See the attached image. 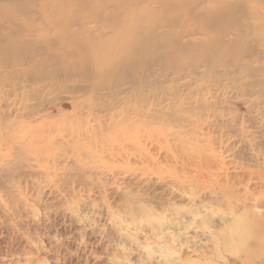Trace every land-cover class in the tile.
Masks as SVG:
<instances>
[{
  "label": "rangeland",
  "instance_id": "374dc122",
  "mask_svg": "<svg viewBox=\"0 0 264 264\" xmlns=\"http://www.w3.org/2000/svg\"><path fill=\"white\" fill-rule=\"evenodd\" d=\"M70 1L0 0V264H264V0H195L232 8L203 29L211 15ZM59 2L121 16L60 31L38 12ZM85 41L87 80L53 56Z\"/></svg>",
  "mask_w": 264,
  "mask_h": 264
},
{
  "label": "bare ground",
  "instance_id": "6f19581e",
  "mask_svg": "<svg viewBox=\"0 0 264 264\" xmlns=\"http://www.w3.org/2000/svg\"><path fill=\"white\" fill-rule=\"evenodd\" d=\"M59 1H62V0H59ZM80 1L81 0H71L70 4L71 5H78V4H80ZM87 1L88 0H86V3H87ZM150 2H154V3H156V5L151 6ZM195 2H196L195 0H133L130 3L129 7H132L130 11H131V14H133L141 6L145 12H150L149 16H154L156 14H159L160 12H163V9L165 8L166 11L170 12L171 15H173L174 17H177L178 19L185 17L189 20H191V18H197V20H198V19H200V17L209 18L211 15L212 17L207 22H205V26L200 25L201 28H199V29H203L207 26H210L212 24L210 21L214 22L215 20H218L220 18L222 19V18H225V17L232 15V11H231L232 8H229V5L227 6L223 2H219L211 10L209 7L208 11L195 13V12H193V6H194ZM49 6H52V7L49 8L50 9L49 11H46ZM66 6H67L66 4H61L60 2L58 4L49 3L47 5H44L43 6L44 9H40L38 11L39 13L42 12L41 13V20H43L45 23H47V26L56 28L60 31H63L62 27H64L65 29L68 30L71 26L78 25V30H83L85 32H88L90 34L95 35L97 32V29H95L93 27H89L91 25V21H97L101 24H108L111 22L113 23L114 21H118V18L121 16V12H116V13L113 12L112 14L102 16L100 11H96V10H93V12H91L88 15L79 16V15H75L74 12H71V11L63 12V9ZM225 8H227V9H225ZM44 12L51 13L53 15V17L49 18L48 17L49 14H48L47 18H46L44 16ZM128 19H129V16L123 18L122 21H125ZM12 24L14 26L17 25L14 21H12ZM144 24L148 27L152 23L150 20H148V21H144ZM17 26H18L17 28L19 29L20 26L19 25H17ZM95 26L100 27V25H95ZM68 33H70V32L68 31ZM63 35H64V32H60L59 34H57L55 36H50V37H46V38L43 37L44 39L39 40V43L42 45V48H43L44 56L51 55L54 52L53 46H58L60 43L64 42ZM149 35L147 36V41H148ZM161 37L164 38V36H161ZM67 38L69 41V37H67ZM178 38H180V37L178 36ZM153 39H155V35H153ZM147 41H146V43H147ZM177 42H179L183 48L190 49L191 41L184 42V41L178 40ZM12 43L13 42L7 43L8 52L5 49V45H3L1 48V53L4 55H8L10 53L16 52V50L19 49V46L18 47L12 46ZM73 44H75V43H71L70 47H68V48L63 47L60 52L53 55L54 57L58 56L61 59L56 64L58 67H63V69L66 68V71H68L69 75L73 76L74 78L87 80L89 78V76L91 75L90 73L94 72L97 69H100L102 66V61H100V59L98 58L100 48L94 47L93 44H91V43L88 44V41H85L83 43V49L81 51L77 52L72 48L71 45H73ZM136 45H137V41L132 40L131 41V48L124 51V53L129 56L131 61L135 60L138 57V55L133 51V49L136 48ZM214 45H215V47H217L218 45H221L222 47L224 46V44L219 40H216L214 42ZM140 48H141V50H140ZM140 48H139V50L141 53H144L146 51L145 46H141ZM101 55H102V53H101ZM104 58H105V55L103 57V60H104ZM131 61H129V62H131ZM133 62H135V61H133ZM78 66H81L84 69L83 70L77 69L76 67H78ZM84 75H87L88 77H84ZM90 78H93V79L97 78L99 82H104L105 77H90ZM97 89H99V87ZM100 90H102V89H100ZM129 98H130V96L129 97L125 96L124 101H127V100L129 101ZM138 98H139V95H138ZM119 99L122 100L121 98H119ZM148 99H150V98H148ZM161 100H164V99H161ZM142 102H144V101H142ZM147 103H149V100ZM161 103L162 102L159 101L156 104H161ZM115 105H117V103Z\"/></svg>",
  "mask_w": 264,
  "mask_h": 264
}]
</instances>
